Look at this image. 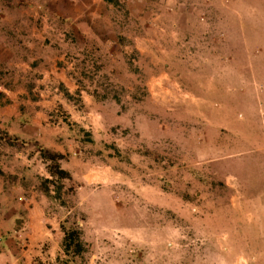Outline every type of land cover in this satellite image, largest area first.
<instances>
[{
	"label": "rangeland",
	"instance_id": "rangeland-1",
	"mask_svg": "<svg viewBox=\"0 0 264 264\" xmlns=\"http://www.w3.org/2000/svg\"><path fill=\"white\" fill-rule=\"evenodd\" d=\"M79 1L0 0V84L21 70L29 77L20 61L44 42L53 58L68 39L72 71L76 47L87 49L77 77L83 70L115 103L95 125L108 135L82 144L89 183L63 180L46 194L47 162L29 146L34 174L18 215L28 223L22 208L32 201L37 214L23 231L40 236L35 225L46 226L47 237L27 264L61 263V224L81 231L72 264H264V0H126L135 75L116 46L124 11L115 26L104 3V18L68 20L84 10ZM97 28L105 37L87 33ZM141 83L148 95L138 100ZM0 143L10 150L2 132ZM1 204L0 223L11 215Z\"/></svg>",
	"mask_w": 264,
	"mask_h": 264
},
{
	"label": "crops",
	"instance_id": "crops-1",
	"mask_svg": "<svg viewBox=\"0 0 264 264\" xmlns=\"http://www.w3.org/2000/svg\"><path fill=\"white\" fill-rule=\"evenodd\" d=\"M93 1L97 3V9L93 6L90 9L89 0H80L78 4H82L84 10L78 15L68 17V20H87L88 14L91 13L95 17L97 12L98 17L103 18L104 15L99 11L103 0ZM177 3L176 5H181ZM177 9L178 20H181L185 14L180 8ZM184 19L187 20V17ZM78 48L80 52L82 49ZM49 49L44 42L38 56L21 59L22 64L27 62L26 74L29 77L21 70L10 86L0 84V132L8 137L11 146L7 151L0 143V203L5 205V208L9 207L11 214L8 221L0 223V227L9 228L8 233L0 234V264H27L25 259L28 253L33 254L35 247L47 237L46 226L43 229L35 225L40 236L28 235L23 231L27 226L31 229V218L37 214L29 207L32 201L22 208L26 209L28 223L21 221L18 215L21 206L18 198L25 192H30L27 181L34 174V161L32 154L28 153L29 146L36 144L40 148L62 155L60 168L69 173L70 181L82 179L89 183L93 177L87 167L92 163L85 161L82 144L84 148L87 144L91 146L93 142L98 145V139H104L108 135L105 129H95V125L106 117L105 111L90 88L83 87L77 78L73 77V62L67 56V45L60 44V48H53V58L46 55ZM32 73L36 75L33 76ZM76 128L81 133L76 131ZM38 161L44 162L41 157ZM39 175L50 178L46 172ZM82 188L83 186L76 189ZM26 238L30 247L28 250L21 248L25 245Z\"/></svg>",
	"mask_w": 264,
	"mask_h": 264
},
{
	"label": "trees",
	"instance_id": "trees-1",
	"mask_svg": "<svg viewBox=\"0 0 264 264\" xmlns=\"http://www.w3.org/2000/svg\"><path fill=\"white\" fill-rule=\"evenodd\" d=\"M106 8L108 10H110V12L108 13V15L110 16V21L111 23L115 26L114 22V12H123L124 13V19L126 18L125 21H127L126 23L122 24H118L116 23V26L118 29H116V46L119 49V54H121L123 56L124 62L128 67V70L131 74L135 75V72L138 70V67L133 65L134 63V59L135 57H139L138 52L136 51V49L134 48V46L132 45V41H130L126 35V32L123 30L126 27H128L129 22L132 20L130 19V15L131 12L128 10V8H126V0H103ZM104 18V17H103ZM85 21V20H84ZM92 32H87L90 35H92L91 33H94L97 35V37L103 38L105 37V35H103L101 33L100 30L97 29H92ZM79 34L80 37L83 39L85 38V35L81 32V30L79 29ZM67 37H71L66 36ZM73 37V36H72ZM105 41H108V38L105 39ZM64 44L67 45V56L69 57L71 54V49H72V44H68L69 40L66 39L64 40ZM114 42V40H113ZM84 46H87L84 44ZM79 47V46H78ZM76 47V48H78ZM79 49V48H78ZM84 48L83 50L79 52H76V55L74 58L77 64H75V68L72 71V75L73 77L77 78L78 83H80L83 87H88V89L90 88V90L93 92V94L95 95V98L97 99L98 103L103 106L104 111L106 113H109L110 108L113 106L114 103V97H110L109 98V94L107 92H103L102 90H99V87L97 84H95V81H90L89 79H86L85 77V72H83V70H81V72H79V77H77V73L76 71L78 70V61H80L78 59V57L82 54L87 55L88 50ZM85 63V61H84ZM84 83V85H83ZM105 90V89H104ZM148 95L147 94V90L146 87L143 83H141L140 85H136L135 86V98L138 100H141L142 96ZM115 104V103H114ZM41 158L47 162V170L48 173L50 175V178H44L43 179V185L44 187V192L46 194H48V186L49 184H55L58 183V190L62 189V184L61 181L65 180V181H69L70 180V175L68 172L64 171L63 169L60 168V161L63 159V156L57 153H52L48 150H45L43 148H39L38 150ZM0 175H2V172L0 170ZM57 180L55 182V180ZM60 228L64 234L63 239H62V243H61V249L63 252V258L62 260H58V262H61L60 264H72L73 261L78 258L81 257L83 251H84V245L81 239V231L76 228V227H68L64 224L60 225Z\"/></svg>",
	"mask_w": 264,
	"mask_h": 264
}]
</instances>
